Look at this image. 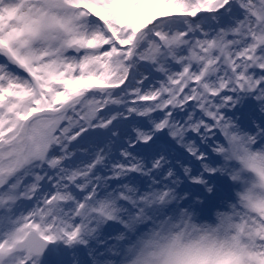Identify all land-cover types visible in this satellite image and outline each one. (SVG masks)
Returning a JSON list of instances; mask_svg holds the SVG:
<instances>
[{
	"label": "snow or ice",
	"instance_id": "6c2138e0",
	"mask_svg": "<svg viewBox=\"0 0 264 264\" xmlns=\"http://www.w3.org/2000/svg\"><path fill=\"white\" fill-rule=\"evenodd\" d=\"M240 131L264 144V0H0V264H126L213 208L211 264H264Z\"/></svg>",
	"mask_w": 264,
	"mask_h": 264
},
{
	"label": "clouds",
	"instance_id": "9594fccd",
	"mask_svg": "<svg viewBox=\"0 0 264 264\" xmlns=\"http://www.w3.org/2000/svg\"><path fill=\"white\" fill-rule=\"evenodd\" d=\"M221 165H227L240 180L228 178L239 185L234 192L235 202L249 189L264 197V144L257 146L243 131L224 138L218 152ZM213 221L184 217L167 227H154L139 234L133 253L126 264H211L214 255L227 247V240L215 230Z\"/></svg>",
	"mask_w": 264,
	"mask_h": 264
},
{
	"label": "rangeland",
	"instance_id": "374dc122",
	"mask_svg": "<svg viewBox=\"0 0 264 264\" xmlns=\"http://www.w3.org/2000/svg\"><path fill=\"white\" fill-rule=\"evenodd\" d=\"M220 139H221V141H222L223 138L221 137ZM218 162L221 163V161H219V160H218ZM225 178H226V177H225ZM226 181H227V184H228V194H229L233 199H235V197H234V192H235L234 184H233V182H231V181L228 180L227 178H226ZM217 203H220V202L218 201ZM218 210H223V209H222V208H213V209L211 210V213H210L209 215H210V216L213 215V213L216 212V211H218ZM116 227H118V226H113V227H111V228H109L108 226H106V227H105V231H106V232L111 231V232L114 233Z\"/></svg>",
	"mask_w": 264,
	"mask_h": 264
},
{
	"label": "bare ground",
	"instance_id": "6f19581e",
	"mask_svg": "<svg viewBox=\"0 0 264 264\" xmlns=\"http://www.w3.org/2000/svg\"><path fill=\"white\" fill-rule=\"evenodd\" d=\"M257 146H259V144H257ZM223 179L226 180V178H223ZM233 184H234V187H235L234 189H235V190L238 189L239 185H238L237 183H234V182H233Z\"/></svg>",
	"mask_w": 264,
	"mask_h": 264
}]
</instances>
